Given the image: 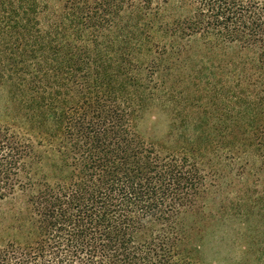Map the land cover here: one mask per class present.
<instances>
[{
  "label": "trees",
  "instance_id": "1",
  "mask_svg": "<svg viewBox=\"0 0 264 264\" xmlns=\"http://www.w3.org/2000/svg\"><path fill=\"white\" fill-rule=\"evenodd\" d=\"M170 3L72 0L63 15L91 32L114 27L125 12L141 16L156 34L153 44L165 50L169 45L168 58L203 64L194 74L198 78L206 73V60L218 61L214 65L220 72H228L225 68L235 60L237 78H245L242 84L248 87H242L243 95L253 87L249 93L264 101L259 90L264 81L253 80L264 78V0H185L165 19L161 12ZM139 20H129L130 26ZM194 36L209 54L193 58L189 43L197 42ZM64 45L71 46L68 40ZM244 52L256 56L249 60ZM138 63L152 67L155 61ZM97 84L103 86V80ZM97 90L69 108L66 97L46 100V108L64 124L60 148L65 158L54 163L51 179L34 171L30 139L0 122V202L21 195L29 205L0 229V264H202L196 236L207 224L199 205L206 184L203 170L187 155H162L137 134L131 112L118 103L113 89ZM235 139L241 158L249 164L258 156L264 164L262 125H240Z\"/></svg>",
  "mask_w": 264,
  "mask_h": 264
},
{
  "label": "rangeland",
  "instance_id": "2",
  "mask_svg": "<svg viewBox=\"0 0 264 264\" xmlns=\"http://www.w3.org/2000/svg\"><path fill=\"white\" fill-rule=\"evenodd\" d=\"M71 3L0 0V122L33 143L34 171L51 179L54 163L65 158L60 148L64 124L46 108V100L66 97L73 100L69 108L77 98L95 95L98 86L111 88L118 103L131 112L132 125L143 140L162 155H187L203 170L206 184L199 205L207 213V224L196 236L202 264H264V197L258 200L264 194V164L258 156L252 155L249 164L241 158L235 139L242 124L264 127V101L249 93L253 87L243 95L242 87H248L242 84L245 78H237L236 61L229 62L228 72H220L214 65L218 61L205 59L206 73L198 78L194 74L203 64L168 58L169 45L165 50L153 44L156 34L147 30L149 20L125 12L108 30L81 31L74 17L63 15ZM183 3L171 0L161 12L164 18ZM136 18L137 28L129 22ZM193 39V58L205 55L203 41ZM143 59L155 63H138ZM74 62L77 66L71 69ZM102 80L103 86L97 84ZM253 80L262 84L264 78ZM17 197L0 202V229L15 213L27 211L26 197Z\"/></svg>",
  "mask_w": 264,
  "mask_h": 264
}]
</instances>
